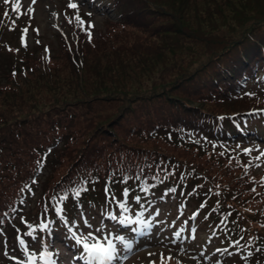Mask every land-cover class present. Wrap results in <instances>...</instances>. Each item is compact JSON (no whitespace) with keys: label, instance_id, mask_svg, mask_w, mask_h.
I'll return each instance as SVG.
<instances>
[{"label":"trees","instance_id":"obj_1","mask_svg":"<svg viewBox=\"0 0 264 264\" xmlns=\"http://www.w3.org/2000/svg\"><path fill=\"white\" fill-rule=\"evenodd\" d=\"M153 2L112 0L122 18L110 22L142 26L147 25L148 20H141L137 15L138 10L142 15L146 14L144 9L166 14L169 22L159 24L156 31L165 35L164 39L176 42L180 61L175 70L177 75L164 85L147 90L134 86L121 88L93 84L101 91L89 95L82 92L89 85L81 81V77L70 74L64 79L65 82L58 85L59 90L52 92L53 76L44 74L42 80L49 94L48 102L45 94L35 88L36 84H29L24 92L29 102L22 103L20 92L23 79L13 89L0 92L5 94L1 98L3 108H0V123L6 124L0 126V196L7 195L6 201H0V219H3L0 225L5 228L17 226L23 234L28 231V225H32L36 228L34 236H42L39 224L56 220L54 207L61 196L67 197L60 204L63 211L89 209L91 215L95 216L94 212L105 213L108 209L106 201L110 195L106 196V187L110 193H121L128 188L132 200L135 196L148 197L153 190L160 193L165 189V196L176 193L190 201L191 206V201H194L192 207L204 205L198 216L199 226L206 228L215 225L224 232L225 237L229 235L240 242L238 246L246 256L234 264H264L263 236L250 235L248 226L249 222L261 221L251 219L242 210L234 211V207H243L233 201L236 199L232 194L237 190L244 194V191H239L236 185L221 183L209 166L197 159L208 152L213 154V158H225L223 155L232 158L238 152V144L245 138L244 131L250 128L264 133L263 121H257L250 127L243 124L247 117L243 112L264 106V96L242 95L249 78L261 70L264 62V0H248L246 6L236 7L218 28H212L207 36L208 41H202V37L189 29L195 21L188 12L181 11V14L175 15L167 5L156 0ZM184 3L189 10L197 12L198 0H184ZM202 4L205 10L210 5L208 1ZM134 5L142 6L135 9L132 8ZM236 11L243 15L234 17ZM153 16L149 17V21ZM180 21L187 23L188 30L178 26ZM81 35L75 44L81 57H70L62 69H72L71 66L76 69L75 64L87 63L84 57L87 50L83 48L85 44L91 47L94 37L89 40ZM107 35L113 33L108 32ZM216 37V42L210 44ZM188 44H198V48L192 50L186 47ZM242 45H246L247 58L239 54V59H235V56L228 60H233L232 63L223 66L232 50ZM113 48H108L110 58L105 62H110L111 56H114L117 60L114 64L122 65L123 52ZM253 60L257 70L252 67ZM22 64H0V85L8 82L14 73L20 72ZM110 67L102 65L103 70ZM108 87L116 89L108 91ZM159 97H163L165 102L154 101ZM196 101L201 104L195 105ZM35 102L42 104L35 105ZM208 102L224 107L214 105L216 108H212L206 105ZM14 110L21 111L22 115L11 119L10 114ZM126 118L129 119L126 145L120 141V135L113 134L104 156L102 150L105 142L93 138L92 133L108 128V125L112 127ZM196 132L207 140L206 143L188 136ZM153 143L160 147L153 146ZM40 160H43L42 166L37 165ZM211 162L215 163L214 160ZM219 168H223L226 176H232L227 162ZM42 176L45 178L42 179ZM257 176L258 184L264 185V181L259 180L262 176ZM124 177L130 178L125 181ZM25 185L31 191H21ZM76 188L88 190L77 198L73 195ZM172 188L176 191L169 192ZM38 189L40 192L36 199L33 191L37 195ZM142 189H147V192ZM180 189L187 194L180 195ZM231 190H234L233 193ZM260 195L264 199V190L260 191ZM255 197L259 199L258 195ZM36 200L35 206L30 209L26 207ZM22 218L26 223L22 222ZM15 241L14 234L11 242Z\"/></svg>","mask_w":264,"mask_h":264},{"label":"rangeland","instance_id":"obj_2","mask_svg":"<svg viewBox=\"0 0 264 264\" xmlns=\"http://www.w3.org/2000/svg\"><path fill=\"white\" fill-rule=\"evenodd\" d=\"M149 1L154 3V0ZM207 1L210 5H207V9L205 10L202 8V3ZM239 1L241 2L237 4ZM16 2L17 0H9L8 4H5L4 0H0V12L5 9L3 13H0V24L5 23L7 19L11 17L17 21L19 25L11 32L0 29V41L5 40V43L1 44L0 47V64L2 65L4 63L9 65L11 62L18 63L21 61L24 63L20 66V72L14 73V75L10 76L11 78L8 82L0 85V92L5 89H13L16 84H21L20 80L23 79L24 85L22 91L20 92V101L22 103L26 104L29 102L26 94L24 93L27 91L29 84H36L35 88L40 89L43 94H45V100H47V102L49 101V94L46 92V89L44 88L45 82L42 80L44 74H47V76H53L54 80L52 82H54V84L51 86L52 92H54V90L58 91V85L65 82L64 79H67L70 74H73L81 77L80 80L89 85L84 89V91H82L89 95L96 94L101 91L100 88H97V86H92L93 84H107L109 86H117L121 88L134 86L148 90L155 86L158 87L164 85L163 83H166V81L171 80L177 75L175 70H177L176 66L180 61L178 45L173 39H164L165 35L156 31L160 27L159 24L165 21L169 22L166 18V14H162L159 11H148L144 9L143 11H145L146 14L142 15L138 10L137 15L143 21L148 20L147 25H122L121 23L115 25V23H111L108 19H106L107 17L101 13L102 9H99L98 12L94 13L93 9L90 10L87 7H84L83 4L76 0L70 1L71 3H76L78 5L76 9H69L64 6V4L59 6L56 0H36L35 4H32L31 0H20L19 13L12 11L11 6ZM97 2H99V0H97ZM156 2L167 5V8L174 11L175 15H179L182 12H188V14H190L195 21L193 25H190L189 29H191V31H195L196 35L202 37V41H208L207 36L212 28L214 26L217 27L224 21L225 18L230 17L231 14L229 15V13H232L236 7H241L242 5L246 6L249 3L248 0H245V2L244 0H198L199 6L197 12H195L189 10L188 6L185 7L186 3H184V0H156ZM142 5H134L132 8L138 9ZM29 6L33 8L31 13L28 12ZM93 6L101 8L98 3H93ZM106 11V14L110 17L116 15L111 6H108ZM5 12L8 13L7 18H3ZM237 12L238 11L233 13L234 17L238 14H240V16L243 15ZM52 13H56V15L53 16ZM77 14H79L81 19L85 21L84 30L81 29L77 21L74 19ZM152 16L154 18L149 21V17ZM69 21H71V23H69ZM175 21L176 19H174V22ZM89 23L94 25V27L88 29L87 25ZM178 26L188 30V25L185 21L178 22ZM25 28L28 29L27 33L23 32V29ZM88 32H91V37H94V42L93 44L90 43L91 47L85 44L83 48V50H87L84 56L87 59V63L85 65H81L80 62L79 64H75L76 69L80 68L79 71L74 69L71 65L72 69H62L61 67L68 62L70 57L72 58V56H74L76 59L81 57L78 55V50L75 48V44L77 45L80 34H83L86 39H89ZM108 32L113 33V35H107ZM76 33H78L77 36ZM22 36L23 42L21 40ZM18 38L20 44H17ZM216 40L217 37L212 43L210 42V44H214ZM11 46H13L15 51H12ZM245 46L246 45H242L237 49H233L232 53L228 55L226 62L223 63V66H228V64L232 63L233 60L232 62H228V60L231 61V59L235 56V59H239V54L246 57L247 50ZM7 47H9L10 51H6ZM70 47H73L71 49L72 51L70 50ZM112 47H114L113 49L115 50H119V52H123L124 59L122 60V65L114 64L117 63L114 56H111L110 62H105L106 59L110 58V54L108 52L111 51L108 48ZM186 47L196 50L198 48V44H188ZM45 49H47V51H45ZM24 57H27L28 59L19 60ZM103 64L104 66L111 65V67L103 70ZM261 66L263 67L264 64ZM168 67H171L170 70L164 72V70ZM47 69L50 70L48 71ZM107 89L110 91L115 90L116 88L111 89V87H108ZM250 89L252 90L251 92L264 96V74L258 79V83L256 85L252 84L250 86ZM2 95L5 94L0 93V108H3L1 102ZM154 101L165 102L163 97L155 98ZM42 102H35V105H40ZM194 104L200 105L201 103L196 101ZM206 105L211 106L212 108H216L214 105L224 107L221 104H215L212 102H208ZM6 108L7 110L9 109L8 106H6ZM18 115L21 116L22 112L14 110L11 112L10 117L11 119L17 118ZM128 122L129 119L126 118L123 121H119L112 127L111 125H108V128L97 129L92 133L93 138L100 139L102 143L105 142L104 149L102 150L104 156L108 151V140H113V134L115 136L120 135V141L126 145L127 142L125 141V133ZM3 125L6 124L0 123V126ZM188 136H191V139L198 138L202 142L206 143L205 140L200 138L202 135L198 132L189 134ZM153 146H159V144L153 143ZM241 146L243 147V150L247 148L250 151L248 153L243 151V155L238 152L232 158H230V156L228 158V155H223L225 158H220V156L213 158V154L208 152L204 154L202 158L197 159H199L200 162L206 163L211 169L213 175H215L221 183L223 182L227 185L228 183L236 185L239 191H244V194H242L239 193L238 190L237 192L233 190L235 194H232V197L236 200L231 199L244 208L236 209L234 207V211L242 210L246 216H251V219L254 218L261 221L248 223L250 231L249 234L261 235L264 237V199L263 196L260 195V191L264 190V185L258 184L257 182V175H264V158H261L259 161L255 159L261 151H264V142L258 138H251L250 141L243 142ZM177 153L178 152H175V154ZM189 157L191 158L190 155ZM211 160H214L215 163H212ZM224 162H227L229 165L230 172H233L232 176H226L223 172V168H219V166H222ZM245 165H248V167L245 168ZM257 165L260 166L257 167ZM227 171L229 172V170ZM44 178L45 176L42 177V179ZM259 180L263 183L262 178H259ZM253 189L255 191H253ZM248 190H250V192ZM233 191L231 190L232 193ZM39 192L40 190L38 189V194ZM157 193L158 192L148 197L139 196L141 197L139 204L135 202V200H132L130 195L127 198L123 195H117L118 197L116 198L117 201H127L130 209L127 215L133 219H135V214L137 212H142V219L146 227L137 224H120L117 221L111 220L107 215L108 213L105 215L99 214V216H94L91 215L90 210H82L85 214L79 210L75 212L78 214H74L77 216V220L81 219L80 229L78 226H75L77 229L76 232H84L83 234H86L88 231H95V228L100 227L101 222H103L105 226L104 232L98 233L97 235L103 236L110 233L113 239L116 236L124 237L125 242H130L132 244V249L131 251L125 250L121 242L115 241L114 239V243H116L118 248V255L120 257H127L126 259L116 260V262H119L120 264H150V261H154L155 264H161V254L165 257V264H177V261H180V264H216L217 260L220 261V264H228L233 260L239 261L238 259L241 257L239 248L234 246V244H229L232 243L229 242V240H219L217 237L209 239L210 245L214 248L220 249L221 251L219 252L223 254L219 253L216 254L217 256H214V253L209 254L204 252L202 255L199 251L185 252L184 245L186 242L188 243L190 237L185 235V238H182L183 234H185L184 227L182 226L181 229H183V231L181 232L180 239L183 241L174 240L175 238L171 235L170 225L171 220L178 217L176 215L175 217H169L167 214L168 208H165L161 214V203L159 202L160 200L171 202L177 213L178 209H183V204L181 202L184 198H181L179 194L176 195L175 193H172V195L166 197L159 195L157 196L159 199H157ZM184 194L187 193L184 192ZM184 194L182 196H184ZM255 195H258L259 199H257ZM214 196L216 198V195ZM148 198L150 199L149 201H147ZM6 200L7 195L0 196V201ZM33 203L36 205L37 200ZM114 203L115 204H112V207H116V212L113 214L119 216L120 209L116 206L115 201ZM141 205H143V208ZM193 211L194 210H190L188 212L189 217L186 218L188 226L193 223V213L196 214V212ZM200 212L201 211L199 210L198 215ZM179 214L180 212L177 213V215ZM61 217L63 220H67L65 216ZM85 220L92 225L91 229L84 225ZM197 221L196 234L199 229ZM134 228H140L141 231L134 232ZM205 229L207 230V227H202L201 231L204 232ZM196 234L193 236V239L197 236ZM65 236L69 238L70 241H73L72 244L74 245H71L72 250L68 246H60L59 257H65L68 258V260H71L76 257L77 250L74 248L76 244L72 238L71 232L66 233ZM200 237L206 240L210 236L206 233H202ZM50 238L53 240L55 236L52 235ZM173 241H175V243H173ZM204 242L205 241H203L202 244ZM61 244L64 245L63 242ZM26 245L28 246L29 242H27ZM197 246L199 248L202 247V245L198 244L196 241L193 243L192 248ZM12 249L13 250H11V252L4 250L3 248L2 250L0 249V259L3 258L1 259L3 264H14V262L9 259V256H17L18 259L25 260L21 254H18V250L14 247ZM224 249H227L228 252H225ZM36 250L37 248L33 249V251ZM5 251L8 252L9 256L4 255ZM150 253L153 255H149ZM228 253H231V255ZM51 255L55 258H52L53 261L58 260L54 253ZM169 255L174 257L170 261L167 260ZM36 264H41L40 260L39 263L36 262ZM80 264H86V262L82 260Z\"/></svg>","mask_w":264,"mask_h":264},{"label":"snow or ice","instance_id":"obj_3","mask_svg":"<svg viewBox=\"0 0 264 264\" xmlns=\"http://www.w3.org/2000/svg\"><path fill=\"white\" fill-rule=\"evenodd\" d=\"M5 4H8L9 0H4ZM32 4L36 3V0H31ZM12 11L19 13L20 12V0H17L16 3L12 4ZM67 7L69 9H76L78 7V5L76 3H69L67 5ZM33 11V8L31 6L28 7V12L31 13ZM5 16L8 15L7 12H5L4 14ZM53 16L56 15V13H52ZM90 15V14H89ZM74 19L77 21L78 25L81 27L82 30H84V25H85V21L81 19L80 15L77 14ZM69 23H71V21H69ZM94 27V25H92L91 23H89L87 25V28H92ZM28 29L25 28L23 29L24 33H27ZM91 32H88V37L89 40H91ZM21 40L23 42V36L21 37ZM45 51H47V49H45ZM50 151V150H49ZM245 153H248L250 150L245 148L243 150ZM261 158H264V151H261L259 153V155H257L255 157V159L257 161L261 160ZM251 163V162H249ZM37 165L38 166H42L43 165V160L37 161ZM260 165H257V167H259ZM248 165H245V168H247ZM130 177H124V180H128ZM135 179H139V177H135ZM262 181H264V177H262ZM33 183H36V181H33ZM25 189H28L29 191H31V189L28 188V185H25L23 189H21V191H24ZM87 188H76L73 189V195L75 197H80L83 191H87ZM142 191L147 192V189H142ZM169 192H175L176 189L172 188L168 190ZM253 191H255L253 189ZM105 193L106 196L111 195L110 193V189L108 187L105 188ZM130 195V189L125 188L123 189V196L125 198H127ZM67 197L65 196H61L59 198V202L56 203L55 205V211L57 212L58 215L62 214L63 209L60 207V204L66 199ZM135 199V201L139 204L141 197L139 196H135L133 197ZM53 199L55 200V197H53ZM111 200L116 202L117 207L120 209V214L119 216L109 212L107 215L108 217L113 220V221H117L120 224H137V225H144V221L142 219L143 217V213L142 212H137L135 214V219H133L132 217H130L129 215H127V213L129 212V206L127 204L126 200H122V201H117L116 197L114 195H111ZM21 203H23V201H21ZM141 207L143 208V205H141ZM201 208L204 207L203 204L200 205ZM12 211H15V209H12ZM6 215V213L4 214ZM196 214L193 213V216H195ZM230 215V214H229ZM22 222L26 223V221H23L22 218ZM0 223H3V219H0ZM84 225L91 229L92 225L85 220L84 221ZM49 227V224L47 222H41L39 224V228L41 230L47 229ZM146 227V226H145ZM105 226L103 224V222H101L100 227L95 228V231H88L86 234H77L76 231H72V228H69V232H71L72 238L75 241V244L80 246V258L83 259L86 264H112L113 261L115 260H121V259H126L127 257H120L118 255V248L116 243H114V239L115 241H120L121 244L123 245V248L127 251H131L132 249V244L130 242H125V238L121 237V236H116L114 239L111 237V234L109 233L108 235H103V236H99L97 235L98 233H102L104 232ZM36 231V228L32 225H28V231L25 233L26 236L32 237L33 233ZM134 232H140L141 229L140 228H134L133 229ZM183 231V229H181V231L179 232H175L174 235L179 238L181 236V232ZM194 231V230H193ZM16 240L18 242V245L20 246V248L22 249L23 255L26 257V260H21L18 259L17 256H9L8 252L5 251L4 255L5 256H9V259H11L14 264H36L37 259H39L40 261L45 262V264H55V261L52 260V256L50 253L48 252H40L39 256L37 257L36 254L34 253H30L29 252V248L26 245V242L24 240L23 237H21L20 235H17ZM173 243H175V241H173ZM235 245H239V241H234L233 242ZM217 251H221L220 249H217ZM225 252H228L227 249H224ZM229 255H231V253H228ZM149 255H153V254H149ZM161 264H165V257L163 254H161ZM174 257H172L171 255H169L167 257V260H172ZM150 264H155L154 261H150ZM177 264H180V261H177ZM216 264H220V261L217 260Z\"/></svg>","mask_w":264,"mask_h":264}]
</instances>
